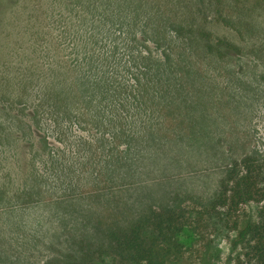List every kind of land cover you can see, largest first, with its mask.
<instances>
[{
  "label": "rangeland",
  "instance_id": "1",
  "mask_svg": "<svg viewBox=\"0 0 264 264\" xmlns=\"http://www.w3.org/2000/svg\"><path fill=\"white\" fill-rule=\"evenodd\" d=\"M246 156L264 0H0V264H73L149 209L202 211ZM215 225L172 264H246Z\"/></svg>",
  "mask_w": 264,
  "mask_h": 264
},
{
  "label": "trees",
  "instance_id": "2",
  "mask_svg": "<svg viewBox=\"0 0 264 264\" xmlns=\"http://www.w3.org/2000/svg\"><path fill=\"white\" fill-rule=\"evenodd\" d=\"M227 42L219 40L217 48ZM202 208L149 209L127 227L112 229L109 248L88 250L73 264H172L187 250V238L202 237L200 224L216 226L217 220L246 264H264V158L233 162Z\"/></svg>",
  "mask_w": 264,
  "mask_h": 264
}]
</instances>
